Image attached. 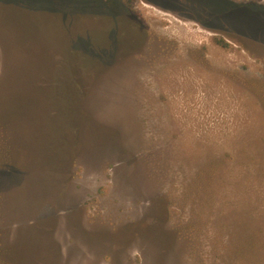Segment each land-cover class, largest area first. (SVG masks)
<instances>
[{"label": "rangeland", "instance_id": "rangeland-1", "mask_svg": "<svg viewBox=\"0 0 264 264\" xmlns=\"http://www.w3.org/2000/svg\"><path fill=\"white\" fill-rule=\"evenodd\" d=\"M264 214V0H0V264H236Z\"/></svg>", "mask_w": 264, "mask_h": 264}, {"label": "trees", "instance_id": "trees-1", "mask_svg": "<svg viewBox=\"0 0 264 264\" xmlns=\"http://www.w3.org/2000/svg\"><path fill=\"white\" fill-rule=\"evenodd\" d=\"M216 250L236 264H264V214L237 222L227 239L217 243Z\"/></svg>", "mask_w": 264, "mask_h": 264}]
</instances>
